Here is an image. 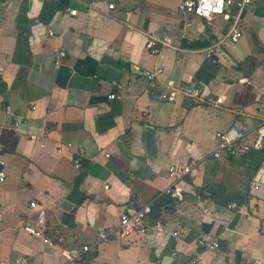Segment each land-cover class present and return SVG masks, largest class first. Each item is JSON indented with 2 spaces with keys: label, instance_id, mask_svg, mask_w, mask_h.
<instances>
[{
  "label": "crops",
  "instance_id": "obj_1",
  "mask_svg": "<svg viewBox=\"0 0 264 264\" xmlns=\"http://www.w3.org/2000/svg\"><path fill=\"white\" fill-rule=\"evenodd\" d=\"M179 3L0 0V264H62L64 246L95 242L138 197L155 230L105 240L77 264H264V148L214 156L217 130L264 119V0L212 55L232 20L185 15ZM151 34L172 43L152 52ZM187 83L219 101L162 98ZM185 164L176 182L169 167ZM173 182L182 198L165 192ZM34 220L55 245L24 229Z\"/></svg>",
  "mask_w": 264,
  "mask_h": 264
},
{
  "label": "built area",
  "instance_id": "obj_2",
  "mask_svg": "<svg viewBox=\"0 0 264 264\" xmlns=\"http://www.w3.org/2000/svg\"><path fill=\"white\" fill-rule=\"evenodd\" d=\"M253 3V0H180L179 11L185 15L204 17L208 21H212L217 16H222L225 20H232L233 24L230 30L224 34L217 35L212 39L211 45L208 48L209 55L214 54L218 47L224 42L230 40L231 42H237L243 35V30L239 26V22L243 13ZM115 4H109L110 8H114ZM66 11L70 14H74L76 11L70 8H66ZM50 33H52L50 31ZM172 40L168 35L151 34L147 42V46L152 52H159L160 46L171 45ZM65 51L60 52L61 56L65 55ZM146 76L149 79L150 86L154 87L156 72L146 71ZM180 92L184 96L191 98L193 101H206L217 103L219 99L213 96H207L204 92L203 86L199 84H183L178 90L171 92H162V98L168 101H174L177 97V93ZM118 96L117 92H111L110 98ZM10 110V108H8ZM18 122H16V125ZM253 134V140L251 142L244 141V139ZM215 136L218 139V148L214 152L215 157H220L223 152H232L236 154H246L252 150H261L264 148V119L255 126H250L247 123H233L225 130H217ZM1 150V144H0ZM75 165L78 167L81 165L80 159L75 160ZM191 170V164H185L183 166L172 165L169 167V175L176 182L181 178L183 173ZM5 178V171L0 170V182ZM176 182L168 186L165 192L171 196L182 198L183 194L180 187ZM108 188V185H105ZM254 188L258 189L259 185L256 184ZM140 203L139 207H136L130 212H123L119 217V224L115 227H106L98 231L97 240L93 243H85L81 246L63 247L62 253L65 257V261L62 264H77L85 251L96 252L99 248V244L105 240H111L113 238H125L131 233L138 232L146 234L155 230V225L148 222L149 214L152 211L151 205L143 203L141 197L137 198ZM37 202L30 203L31 207H36ZM24 229L33 237L41 238L49 245H55L56 242L47 235L45 232V226L43 221L34 220L24 225ZM175 238L179 239L181 236L180 231L174 232ZM199 244L202 246L215 250L220 244L217 240L208 237H201ZM8 264H44L32 257H25L23 255L17 256ZM240 264H247L242 261Z\"/></svg>",
  "mask_w": 264,
  "mask_h": 264
}]
</instances>
